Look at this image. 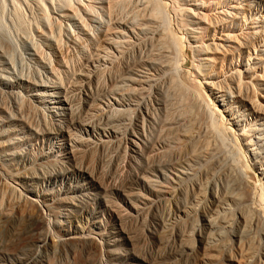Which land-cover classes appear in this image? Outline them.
Listing matches in <instances>:
<instances>
[{"label":"rangeland","instance_id":"rangeland-1","mask_svg":"<svg viewBox=\"0 0 264 264\" xmlns=\"http://www.w3.org/2000/svg\"><path fill=\"white\" fill-rule=\"evenodd\" d=\"M16 1L5 76L35 105L0 113V264H264V0H199L193 28L192 3L92 0L79 32Z\"/></svg>","mask_w":264,"mask_h":264},{"label":"bare ground","instance_id":"bare-ground-1","mask_svg":"<svg viewBox=\"0 0 264 264\" xmlns=\"http://www.w3.org/2000/svg\"><path fill=\"white\" fill-rule=\"evenodd\" d=\"M9 1V0H8ZM16 1V0H14ZM20 1V0H18ZM22 1H29V0H22ZM36 1V3L38 5H40L41 7H43V16L42 18L40 19L41 20V26L44 27L45 29L48 28L49 30L52 28V26H54V22H53V19L55 20H58V21H65L67 20L68 22H71V21H74L75 22V25H77V28L79 27L78 25V22L81 21V23L84 24V21H90V13L91 12H94L97 14L96 18H99V14L97 11L94 10V6L91 5V4H88L90 1L92 0H34V2ZM87 1V2H86ZM123 1V0H122ZM183 3H180L179 5L181 6H185L186 4L188 3H192L191 7L189 8H182V9H179L182 12H185L187 14V17L188 18L189 16L192 18V19H188L190 22H187L186 23H189L190 26H192L191 28H193L194 24L197 23L196 22V19H198L199 21L201 22H204V18H205V15L203 14H200L201 12V4H199L197 1L199 0H181ZM190 1H193V2H190ZM17 2V1H16ZM108 2V1H107ZM125 2V1H124ZM2 3V2H1ZM123 3V2H122ZM179 3V2H178ZM17 5H20L18 3H16ZM176 4H177V1H176ZM111 5V4H110ZM165 5V4H164ZM178 5V4H177ZM109 6V5H108ZM14 8V7H13ZM178 8H180L178 6ZM3 9V8H2ZM97 9V8H95ZM100 9V8H98ZM13 10V9H12ZM19 10V9H18ZM112 11V9H110ZM1 11V10H0ZM16 11V10H15ZM109 11V10H108ZM109 11V12H111ZM114 12L115 9L113 10ZM18 12V11H17ZM108 12V13H109ZM113 13V12H112ZM223 13V12H222ZM57 16V18L53 17V15ZM110 14V13H109ZM115 14H119V13H115ZM126 15V13H124ZM159 14H160V8L159 7H155L154 10H153V13L150 14V18L151 19H156V17H159ZM111 15V14H110ZM113 15V14H112ZM128 12H127V15L125 16V19L124 17L121 18L120 21H117L116 19V22L117 24H122V25H125V22L128 20ZM219 16V15H218ZM112 17V16H110ZM214 17L217 18V16L215 15ZM114 18V17H113ZM112 18V20H114ZM185 18V17H184ZM100 19H101V16H100ZM99 19V20H100ZM215 19V18H214ZM213 19V21H214ZM222 19V18H220ZM110 20V21H112ZM114 20V21H115ZM217 20V19H216ZM184 21V20H183ZM218 21V20H217ZM61 22V23H62ZM113 22V21H112ZM114 23V22H113ZM112 23V24H113ZM185 23V22H183ZM182 23V24H183ZM192 23V24H191ZM216 23V22H215ZM71 24L68 25L69 27V30L71 29ZM180 25V24H179ZM188 25V24H187ZM109 28L110 27V24L107 25ZM186 26L183 25L182 27ZM110 29V28H109ZM109 29H106V30H109ZM113 29V28H112ZM114 29H115V26H114ZM188 30V29H187ZM191 31H193L194 29H190ZM80 31V27H79V30H77V32ZM59 36H60V39L61 36L63 37V35H67L68 34V29H63L62 30L60 29L59 30ZM113 32V30H112ZM62 33V35H61ZM191 34V32L188 31V34ZM179 38V37H178ZM231 38H236V35L234 36L233 34L231 33H228L227 35H225V40H230ZM52 39V38H51ZM180 39V38H179ZM177 39V43H178V40ZM48 40V39H47ZM63 43H66L68 42V40H65L63 39L62 41ZM204 45V44H203ZM48 48L47 49L49 52H50V55L51 57L56 53V47L54 46V44H50L48 45ZM49 52L48 55H49ZM21 51L14 45V44H11V40H9L4 34L0 33V113H14V110H17L18 113H20L23 108L25 109V107L27 108H30L32 107V104H34V102L32 101V99H26V97H23L20 95L19 92H16L15 91V87H13V83H9L7 76H5V73H8L7 71L9 70V73L13 74L14 72V68H16V60H21L22 57L20 55ZM48 55H44V56H48ZM49 57V56H48ZM49 57V58H51ZM45 58V57H44ZM48 59V58H47ZM50 60V59H48ZM115 61H116V58H115ZM50 63H52V60H50ZM36 64V69L34 71V69H31L33 70L35 73L38 72L36 71L37 70V67H42L40 64L37 63V61L35 62ZM34 64V65H35ZM30 64H28L27 66L29 67ZM33 65V64H32ZM31 65V66H32ZM52 65V64H51ZM18 67V66H17ZM28 69V68H27ZM32 71V73H33ZM28 74L29 75V69L27 70ZM42 72V71H41ZM39 73V72H38ZM37 73V74H38ZM34 74V73H33ZM7 75V74H6ZM26 75V77H27ZM31 75V74H30ZM36 75V74H34ZM25 76V75H24ZM33 76V75H32ZM38 76V75H36ZM40 76V74H39ZM30 77V76H29ZM43 77V76H42ZM41 77V78H42ZM38 78V77H37ZM28 79V77H27ZM26 80V78L24 79ZM36 80V79H35ZM39 80H40V77H39ZM7 103V105L5 104ZM62 106V104H66V102H64V100L62 101L61 100V103H60ZM5 105V106H4ZM35 105V104H34ZM35 107V106H34ZM38 107V106H36ZM35 107V108H36ZM26 108V109H27ZM25 109V112L28 110ZM64 109V108H63ZM66 109L73 113V110L70 106L67 105ZM30 110V109H29ZM37 109H35L36 111ZM24 111V110H23ZM32 111V110H31ZM34 111V112H35ZM33 112V111H32ZM212 113V112H211ZM210 114V113H209ZM213 116V115H212ZM211 116V117H212ZM214 117V116H213ZM21 118H22V115H21ZM2 156V155H1ZM0 156V157H1ZM0 162H1V158H0ZM2 162H3V158H2ZM5 162V161H4ZM3 164V163H2ZM4 165V164H3ZM6 165V164H5ZM3 167V166H2ZM1 167V164H0V168ZM1 171V169H0ZM2 173L0 172V176ZM7 176L9 175L7 172H6ZM5 174V176H6ZM4 176V175H3ZM13 176V175H12ZM10 177V176H9ZM34 201V200H33ZM33 207L36 209L37 208V205L36 204H33Z\"/></svg>","mask_w":264,"mask_h":264}]
</instances>
